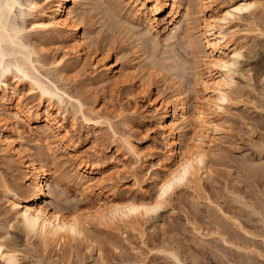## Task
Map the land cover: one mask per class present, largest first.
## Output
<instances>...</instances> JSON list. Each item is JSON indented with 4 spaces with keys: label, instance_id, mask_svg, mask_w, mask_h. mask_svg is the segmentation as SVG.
<instances>
[{
    "label": "rangeland",
    "instance_id": "rangeland-1",
    "mask_svg": "<svg viewBox=\"0 0 264 264\" xmlns=\"http://www.w3.org/2000/svg\"><path fill=\"white\" fill-rule=\"evenodd\" d=\"M85 1L80 11L84 14L83 25H92L94 35L83 60L78 61L68 53L64 61L53 68L49 63L64 54L61 47L65 44L49 39L48 32L31 31L27 36L39 44V38H48L44 44L41 43L45 48L42 53L46 65L43 73L51 76L70 94L80 96L88 107L108 114L119 132L130 135L137 144L142 155L139 162L119 140H115L106 126L86 139L90 128L78 120L75 133L85 141L81 147L82 154L91 157L101 154L109 167H113L112 171L118 170L112 175L113 179L107 181L109 191L118 196H150L156 190L158 157L166 151V140L157 131L153 117V103L148 95L133 93L128 84L108 78L101 72L100 64L93 63L100 53L109 52L110 60H117L123 68L134 71L133 83L150 85L152 94L157 95L156 104L161 105L165 98L174 100L177 88L192 104L195 90L202 92V86L195 83L196 72L199 71L196 61L207 53L201 41L200 20L196 13L192 15L190 26H194L193 33L200 41L195 50L199 57L196 55L195 60L194 49L186 37L188 21H183L182 29L168 38L162 33L163 17L167 13L160 16L156 39L144 20L131 15L137 1ZM224 1L231 3L233 0L216 2ZM259 1L262 5L254 16L235 23L230 29L231 45L242 49L244 56L234 68L238 84L235 98L220 117L221 130L212 134V152L208 157L210 171L202 177V189L177 190L174 201L161 209L155 218H141L113 229L92 226L89 242L68 241L45 247L36 237L27 236L13 220L10 203L0 186V240L6 247L18 250L22 264H176L161 250L167 242L166 245L181 250L183 264H264V215H261L264 214V0ZM90 53L92 56H87ZM167 64L170 68L171 64L175 67L168 70ZM8 83L6 88L4 83L0 85V98L6 92L9 101L16 103L23 93L26 101L37 103V96L29 93L28 84H17L14 78H10ZM47 104L44 100L41 107L45 109ZM52 106L50 111L55 115L59 105ZM64 113L66 117H63ZM57 116L67 128H71L74 122L71 109L63 113L61 110V115ZM12 121L15 122L13 134L32 151H38L35 150L38 148L35 128L24 122L17 123L15 118ZM56 153L51 167H61L60 173L65 177L62 181L51 179L52 187L57 191L53 200L58 201V198L66 212H71L75 204L83 206L89 199L96 200L100 195L98 190L94 189L91 195L84 194L74 180L77 172L73 161H69L61 149ZM110 157L113 158L111 162ZM15 158L10 160L0 151V176L23 189L24 172L16 163L20 160L17 158L15 161ZM50 160L53 162L51 157ZM134 165L138 167L137 172ZM222 234L225 235L223 238ZM225 237L231 242H224Z\"/></svg>",
    "mask_w": 264,
    "mask_h": 264
},
{
    "label": "bare ground",
    "instance_id": "bare-ground-1",
    "mask_svg": "<svg viewBox=\"0 0 264 264\" xmlns=\"http://www.w3.org/2000/svg\"><path fill=\"white\" fill-rule=\"evenodd\" d=\"M131 1H137L136 4L140 2L139 5L133 6L131 15L144 20L155 38L159 35L157 26L160 16L167 13L163 17L162 33L168 38L182 29L183 21H188V44L194 49V57H199L195 50L197 51L196 47L200 41L193 33L194 26H190L193 22L192 15L196 13L200 20L201 41L207 52L203 59L201 56V59L195 57L197 70L199 69L195 83L202 86V92L200 89L195 90L192 104L184 98L180 88L175 90L174 100L165 98L161 105L156 104L157 95L152 94L150 85L142 83L138 86L133 83L134 71L123 68L117 60H110L109 52L100 53L96 63H93L100 64L101 72L108 78L128 84L133 93L142 92L148 95L149 101L153 103V117L156 119L157 131L166 140V151L158 157L159 175L155 178L156 190L150 196H118L109 191L107 181L112 180V175L118 170L112 171L113 167H109L106 158L100 157L101 154L98 157L82 154L81 147L85 141L76 136L78 120H81L83 126L90 128L86 139L90 138L91 133L106 126L112 136L116 137L115 140H119L136 162H139L142 155L137 144L130 135L119 132L113 118L108 114L88 107L80 96L70 94L42 71L46 65L42 59L45 48L41 43L48 38L65 44L61 47L64 54L49 63L53 68H57L68 53H72L76 60L81 61L86 55V50H90L93 27L83 25L84 14L80 12L86 1L0 0V85L4 83L6 88L8 80L14 78L17 79V84H28L29 93L37 96L36 104L26 101L23 93H20L16 103L9 101L10 97L6 92L0 98V151L10 160L14 157L15 161L17 158V161L20 160L16 163L20 164L24 172V188L21 189L19 184L12 183L3 176H0V186L10 203L13 220L27 236L36 237L45 247L52 244L62 245L68 241L89 242V230L92 226L113 229L141 218H155L161 209L174 201L173 196H176L177 190L202 189V177L210 171L208 157L212 152V134L221 130L220 117L226 113L235 98L238 84L234 68L241 63L244 56L242 49L231 45L230 29L235 23L254 16L262 5L259 0H233L231 3L216 2L218 0H129ZM195 7L196 9H193ZM237 8H240V11H236ZM31 31L48 32L50 35H47V39L39 38V44L27 36ZM87 56L91 57L92 54ZM167 65L165 66L168 70L175 67L172 64L171 68L170 64ZM44 100L48 102L45 109L41 107ZM54 104L59 105L55 115L50 111ZM70 109L74 122L71 128H67L57 115H61V110L63 113ZM62 115L66 117L65 113ZM13 118L17 123L24 122L35 128V140L39 148L35 150L38 151H32L13 134ZM51 138L54 141H50ZM58 149L67 155L69 161H73L77 172L74 174V180L80 185L82 192L91 195L92 191L97 189V194H100L96 200L89 199L83 206L75 204L71 212L65 211L58 198V201L53 200L57 191L52 187L51 179L62 181L65 177V174L60 173L61 167H51ZM50 157L54 159L53 162ZM110 158L109 162L113 160ZM133 168L138 171L137 166L134 165ZM166 183L170 185V190L161 196V188ZM256 212L260 213L258 210ZM248 232L246 231V234H249ZM225 238L224 242H231ZM166 244L164 248L163 244L161 245L162 252L175 260L176 264H183L181 250ZM239 246L236 245V248ZM21 259L16 248L6 247L4 241L0 240V264H22Z\"/></svg>",
    "mask_w": 264,
    "mask_h": 264
},
{
    "label": "snow or ice",
    "instance_id": "snow-or-ice-1",
    "mask_svg": "<svg viewBox=\"0 0 264 264\" xmlns=\"http://www.w3.org/2000/svg\"><path fill=\"white\" fill-rule=\"evenodd\" d=\"M236 11H240V8H237V9H235ZM170 190V185L169 184H165V185H163L162 186V188H161V196H163V195H165L166 193H167V191H169Z\"/></svg>",
    "mask_w": 264,
    "mask_h": 264
}]
</instances>
